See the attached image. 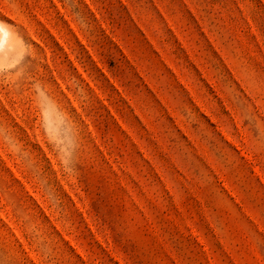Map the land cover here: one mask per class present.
<instances>
[{
  "label": "rangeland",
  "instance_id": "1",
  "mask_svg": "<svg viewBox=\"0 0 264 264\" xmlns=\"http://www.w3.org/2000/svg\"><path fill=\"white\" fill-rule=\"evenodd\" d=\"M0 264H264V0H0Z\"/></svg>",
  "mask_w": 264,
  "mask_h": 264
},
{
  "label": "bare ground",
  "instance_id": "2",
  "mask_svg": "<svg viewBox=\"0 0 264 264\" xmlns=\"http://www.w3.org/2000/svg\"><path fill=\"white\" fill-rule=\"evenodd\" d=\"M6 31L0 26V48L4 45L6 41Z\"/></svg>",
  "mask_w": 264,
  "mask_h": 264
}]
</instances>
